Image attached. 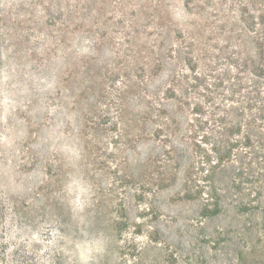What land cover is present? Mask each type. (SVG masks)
Returning a JSON list of instances; mask_svg holds the SVG:
<instances>
[{"label":"rangeland","instance_id":"obj_1","mask_svg":"<svg viewBox=\"0 0 264 264\" xmlns=\"http://www.w3.org/2000/svg\"><path fill=\"white\" fill-rule=\"evenodd\" d=\"M0 264H264V0H0Z\"/></svg>","mask_w":264,"mask_h":264}]
</instances>
